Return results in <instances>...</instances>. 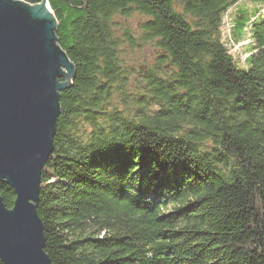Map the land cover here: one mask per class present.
<instances>
[{"label": "trees", "instance_id": "obj_1", "mask_svg": "<svg viewBox=\"0 0 264 264\" xmlns=\"http://www.w3.org/2000/svg\"><path fill=\"white\" fill-rule=\"evenodd\" d=\"M48 2L75 64L38 206L52 264H264V0Z\"/></svg>", "mask_w": 264, "mask_h": 264}, {"label": "water", "instance_id": "obj_2", "mask_svg": "<svg viewBox=\"0 0 264 264\" xmlns=\"http://www.w3.org/2000/svg\"><path fill=\"white\" fill-rule=\"evenodd\" d=\"M57 28L48 0H0V183L16 194L13 207L0 194L3 264H52L38 213L42 172L75 73Z\"/></svg>", "mask_w": 264, "mask_h": 264}, {"label": "rangeland", "instance_id": "obj_3", "mask_svg": "<svg viewBox=\"0 0 264 264\" xmlns=\"http://www.w3.org/2000/svg\"><path fill=\"white\" fill-rule=\"evenodd\" d=\"M142 19L143 17L140 14H134L131 17L121 18L120 22L124 27L130 28L131 31L137 33L139 31V26ZM231 24V21H226V25L224 28V39L228 41L227 43L229 44L230 52L239 61V63L243 65L246 57L249 55V38H246L238 43L232 42L229 39V28ZM137 48L134 52L129 54L130 60L134 62L136 66L144 67L146 64L154 63V61L156 60L157 50L152 44H147L146 46H141Z\"/></svg>", "mask_w": 264, "mask_h": 264}]
</instances>
